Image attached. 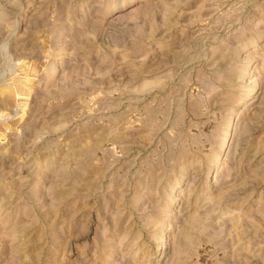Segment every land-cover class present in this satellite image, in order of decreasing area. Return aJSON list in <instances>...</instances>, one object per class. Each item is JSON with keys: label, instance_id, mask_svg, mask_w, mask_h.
I'll return each instance as SVG.
<instances>
[{"label": "rangeland", "instance_id": "obj_1", "mask_svg": "<svg viewBox=\"0 0 264 264\" xmlns=\"http://www.w3.org/2000/svg\"><path fill=\"white\" fill-rule=\"evenodd\" d=\"M0 264H264V0H0Z\"/></svg>", "mask_w": 264, "mask_h": 264}]
</instances>
